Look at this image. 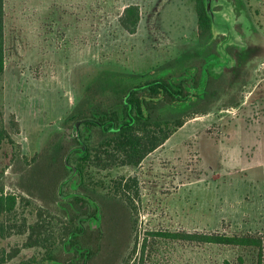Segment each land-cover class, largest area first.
I'll return each instance as SVG.
<instances>
[{"label": "rangeland", "instance_id": "obj_1", "mask_svg": "<svg viewBox=\"0 0 264 264\" xmlns=\"http://www.w3.org/2000/svg\"><path fill=\"white\" fill-rule=\"evenodd\" d=\"M133 3L140 4L142 20L137 33L129 34L119 17ZM236 15V29L245 44L237 49L241 61L235 73L245 61L242 56L252 55L257 45L264 51V0H252ZM197 42L196 0H6L0 105L21 156L33 158L46 150L60 153L75 134L72 122L64 123L66 117L92 88L103 87L99 97L103 95L116 74L191 70L192 56L201 52V47H192ZM244 83L238 82L232 93L237 103L228 104L230 95L220 93L215 108L185 118L141 165L89 164L87 180L92 185L103 182L98 186L102 189L122 177L136 178L137 186L126 194L134 195L137 204L139 241L151 229L251 233L264 238V55L251 64ZM12 155V146L3 143L0 183L5 191L28 197L26 169L32 164L24 161L21 166L22 161L11 159ZM37 192L34 189L33 194ZM29 199L32 202L21 200L17 205L10 220L14 226L20 227L24 219L26 224L36 220L38 203ZM43 218L49 216L44 213ZM26 242L27 233L0 234V249L16 252L4 264H26L42 255L43 249ZM166 247L157 257H147L145 264L255 262L251 249ZM139 253L140 249L134 260Z\"/></svg>", "mask_w": 264, "mask_h": 264}, {"label": "flooded vegetation", "instance_id": "obj_2", "mask_svg": "<svg viewBox=\"0 0 264 264\" xmlns=\"http://www.w3.org/2000/svg\"><path fill=\"white\" fill-rule=\"evenodd\" d=\"M231 1L239 16L248 8L252 0ZM222 7V5H217L215 8L218 10ZM238 29L242 33L239 26ZM258 33L263 35L261 32ZM226 38L227 35L224 33H219L214 38L212 32L210 36L203 39L198 35V42L195 45L193 44L192 47H201V52L197 56H192L190 66L193 68L186 72L183 69L182 74L170 72V70L163 68L157 69L141 79L121 77L117 78L121 79L118 83L111 81L113 84L111 86L106 85L103 95L100 96L103 109L99 111V115L94 117L88 113L89 116L72 120L71 126L73 129L75 123L81 121L80 135L69 137L62 145L60 153L55 154L51 151H44V157L50 158V160H47L50 166L54 165L55 159L57 160L63 156L67 175L60 185L59 191L53 198L38 192L35 194L25 192L28 197L24 198L22 194L23 197L12 192L13 195L17 196V205L21 203V200L32 202L29 197L36 199L38 203L37 217L34 222L29 224H26V219L23 218L25 220L24 225L22 224L20 227L11 225L10 220L14 215L6 214L4 217L6 231L19 234L27 233V242L34 239L35 243L30 246L26 242L25 245L43 249L42 255L33 258L36 264H41L42 261L45 264H57V252L62 248L65 250L66 257H68L66 259L68 264H74L75 262L87 263L88 251L85 249L91 245L96 249L97 260H101L99 262L108 261L110 264H121L124 248L122 234L124 208L120 202L114 199L116 196L120 198L121 196L114 193L110 194L107 189L102 188H99V192H96L90 180H87V171L89 164L95 163L97 165L95 159L98 157L97 154L100 153V147L92 149L91 158L87 159L89 163L87 162V165L83 168L80 159H83L82 144L87 145L86 150L83 151L86 152L89 147L91 133L96 131V128H99L98 131L102 133V136L112 133L117 134L119 142H123L129 133L135 137L140 135L144 148H149L146 155L135 165L118 164L139 166L172 136L164 139L171 124L172 95L181 104L180 110L182 112H191L192 114L203 113L204 110H207L204 113H208L215 108L222 92L230 95L228 104H234L236 100H234L235 97L232 98V93L238 86V82L245 84L244 79L250 71L251 64L259 61V57L264 55V51L257 45V49L252 55L242 56L245 61L241 63L242 67L235 73L237 71L235 68L238 67L241 61L239 55H237V49L240 46L229 44L226 49L231 54L234 63L232 66H225L221 73H217L214 66L220 61L221 57L218 46ZM226 64H228V61ZM117 79L115 78V81ZM222 80L227 81L223 82ZM116 85H118L117 89L113 88ZM157 89H159L161 96L153 95ZM150 93L151 96H144ZM88 95L87 98H89ZM155 117L158 122H155ZM145 118H151L148 122V129L144 128L145 122L143 120ZM101 141L106 142V137L105 140L103 137ZM154 143H157L156 147L150 149ZM62 151H64L63 155ZM42 153L38 152L33 157H38L41 161H44L42 160ZM101 154H103L104 159L107 158L104 151ZM75 168L76 170H74ZM91 187L93 188L91 189ZM6 194H11V192ZM44 213L49 216L48 219L43 218ZM133 244L134 241L132 240L129 249ZM13 253L15 256L16 253ZM52 254L53 256H51ZM99 257L101 259H98Z\"/></svg>", "mask_w": 264, "mask_h": 264}, {"label": "trees", "instance_id": "obj_3", "mask_svg": "<svg viewBox=\"0 0 264 264\" xmlns=\"http://www.w3.org/2000/svg\"><path fill=\"white\" fill-rule=\"evenodd\" d=\"M196 10L198 14V35L200 38H206L211 35L212 27H211V18L207 13L204 0H196ZM142 19V10L141 6L137 3L129 4L126 6L119 17V21L122 27L128 31L129 33H136L138 31L140 21ZM6 66V0H0V81L5 72ZM146 74L142 73H120L116 74V79L121 77L126 78H142ZM149 75V74H147ZM121 79L113 80L112 82H120ZM109 83L108 86H111L113 83ZM173 85V84H172ZM118 85L113 88L117 89ZM95 88V87H94ZM92 88L91 94L89 93V98L87 96L80 100V102L74 107L73 111L66 117L64 122H72V120H76L78 118H83L85 116L97 117L99 115V111L103 109L102 102L99 97L100 89L102 88ZM146 88V86H144ZM151 96L150 94H145L144 96ZM154 96H161L159 89L154 91ZM172 117L171 124L169 128V132H167L164 136V139L170 137L177 128L182 126L185 123V118L192 115L191 112H182L180 108L181 104L178 103L176 98L172 95ZM236 101L235 103H237ZM207 110H204L206 112ZM203 112V113H204ZM152 118V117H151ZM151 118H145L143 122H145V127L148 129V122ZM153 119V118H152ZM155 122H158V119L154 118ZM14 123V120H13ZM83 129V128H82ZM99 128H96V131L92 132L89 138V147L86 152L82 149V158L81 165L83 168L87 165L88 158H91V152L93 148H99L100 153L97 154V158L95 162L98 166L107 167L112 164H138L142 158L149 151L144 148L143 142H141V136L137 135L135 137L133 134L129 133L123 142H119L118 135L115 133L102 136V133L98 131ZM93 137V138H92ZM106 142H102L101 139ZM96 139V140H94ZM9 143L12 146V157L11 159H19V165L23 166L27 162L28 164H32L29 169V165L27 170L28 178L30 179L27 185V192L30 194L34 193V189L38 190V193L47 194L51 198L57 194L59 191L60 185L64 181V178L67 175V168L63 163V156L59 159L54 160V165L50 166L47 160H50L45 156V152L42 153V160L38 157L30 158L28 155L21 156V146L14 139L11 132L8 130L4 123V108L0 105V147L3 143ZM157 143H154L150 149L156 147ZM62 150V149H61ZM102 151L107 154V158H103ZM62 151V155H63ZM23 158L22 159H20ZM91 160V159H90ZM25 161V162H24ZM58 161L59 163L57 164ZM50 162V161H49ZM37 163V164H36ZM57 164V165H56ZM56 165V166H55ZM38 177V180H37ZM103 182H95L93 184L96 192H99V187ZM138 182L136 178H119L114 180L112 185L107 186V192L110 194L120 195V197H114L116 201L120 202L124 208L123 210V228L126 231H123V256L121 264H145L147 257L158 256L161 253H164V249L168 248L166 246H173L174 248L178 245H190V246H207V245H225L232 247H239L245 249H251L255 252V262L254 264H264V238L259 235L247 233V234H229L227 232H219V231H187V230H145L142 235L141 241L138 240V234L136 231L138 225V218L135 216L137 211V204L134 199V195L126 194L127 190L134 188L137 186ZM99 186V187H98ZM91 187V189L93 188ZM5 184L0 183V219L5 217L6 214L14 215L17 210V196L8 193L5 191ZM136 195H138V191L136 188ZM114 201V200H113ZM11 225H14L11 223ZM6 222L5 220H0V234L2 237H6L9 231H6ZM134 236V239H133ZM32 238V237H31ZM134 241L131 249L130 242ZM35 243L34 239L29 240L27 245H33ZM140 245V247H139ZM165 245V246H164ZM140 249V256L138 261L134 260L135 255ZM85 250L88 251V261L87 263H77L74 264H110L108 261L99 262L101 260H97L96 249L93 245L89 246ZM127 250V251H126ZM16 253V252H15ZM58 254V262L57 264H68L66 262L65 250L62 248L57 252ZM64 254V256H62ZM14 256L13 252H7L5 248L0 249V264L6 263V261ZM53 256V254L51 255ZM98 259H101L100 257ZM26 264H36L35 261L26 262ZM40 264V263H39ZM41 264H45L42 261Z\"/></svg>", "mask_w": 264, "mask_h": 264}, {"label": "water", "instance_id": "obj_4", "mask_svg": "<svg viewBox=\"0 0 264 264\" xmlns=\"http://www.w3.org/2000/svg\"><path fill=\"white\" fill-rule=\"evenodd\" d=\"M204 2L207 13L211 18L213 37L215 38L219 33L227 35V38L219 43L218 49L221 53V57L220 61L214 66V70L217 73H221L227 61L228 65L233 64V58L226 49L227 45L236 44L242 46L245 42L242 39V35L236 29L237 15L231 0H204ZM217 5H222L223 7L217 10L215 8ZM80 124L81 121L75 123V136L80 135ZM86 147L87 145L83 143L82 149L86 150ZM74 170H76V168Z\"/></svg>", "mask_w": 264, "mask_h": 264}, {"label": "crops", "instance_id": "obj_5", "mask_svg": "<svg viewBox=\"0 0 264 264\" xmlns=\"http://www.w3.org/2000/svg\"><path fill=\"white\" fill-rule=\"evenodd\" d=\"M138 4V3H137ZM140 5V4H139ZM142 9V8H141ZM124 10V9H123ZM123 10H122V12H123ZM122 12H121V14H122ZM142 20V19H141ZM121 24V23H120ZM140 24H141V21H140ZM140 26V25H139ZM121 27H122V25H121ZM123 28V27H122ZM124 29V28H123ZM139 29V28H138ZM128 32V31H127ZM129 33V32H128ZM137 33V32H136ZM136 33H129V34H136Z\"/></svg>", "mask_w": 264, "mask_h": 264}]
</instances>
